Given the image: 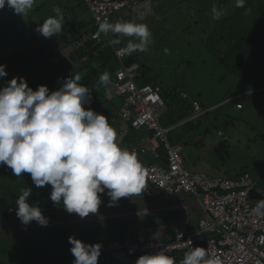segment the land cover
I'll list each match as a JSON object with an SVG mask.
<instances>
[{
	"label": "clouds",
	"instance_id": "1",
	"mask_svg": "<svg viewBox=\"0 0 264 264\" xmlns=\"http://www.w3.org/2000/svg\"><path fill=\"white\" fill-rule=\"evenodd\" d=\"M159 1V0H157ZM37 0H0V10L6 6L14 14L26 16ZM246 0H235V7H245ZM50 16L37 25L44 38L61 33L65 18L60 7H53ZM213 19H220L222 11L212 8ZM110 33L116 37L112 45L128 38L124 53L146 52L153 35L147 23L131 20L111 22L105 17L98 24L97 35ZM167 52V49H165ZM6 65L0 64V78L7 77ZM76 73L63 79L62 85L50 91L46 85L29 87L24 77H13L0 86V166L21 178L30 174L36 188L50 186V201L62 204L68 214L79 218L97 215L107 195L109 206L121 198L139 195L146 187L148 169L136 150L122 146L116 129L105 115L89 107L93 91L81 83ZM111 74L99 75L96 87H108ZM33 189L26 187L16 199V216L23 225L35 221L41 227L49 225L38 202H29ZM252 213L264 218V198L255 202ZM72 264H98L102 244H89L74 236L68 238ZM135 264H224L219 255L207 248L192 247L178 262L169 255V246L153 253L140 255Z\"/></svg>",
	"mask_w": 264,
	"mask_h": 264
},
{
	"label": "trees",
	"instance_id": "2",
	"mask_svg": "<svg viewBox=\"0 0 264 264\" xmlns=\"http://www.w3.org/2000/svg\"><path fill=\"white\" fill-rule=\"evenodd\" d=\"M208 1L209 0H187L191 10L194 9L195 13L204 12L205 10L202 8H206V3ZM228 1L230 0H218V6L223 8ZM67 3V7H60L62 11L66 10L65 13L63 12L65 26L62 33L65 31L70 34V36L66 39L62 38L64 41H62V50L60 52H54L51 55L57 56L66 50L68 52L66 55H64V53L62 55L63 57L59 58V62L57 61L58 63L55 62L54 68L59 74H64L66 77L80 73L82 75L81 83L88 86L93 91L92 103L89 107L109 118V122L116 129L121 123H113L112 119L115 116H111L110 113L111 110L116 111L117 109L112 107L110 100L103 94L105 86L97 88L96 84L99 75L108 71L111 74V84L108 88L113 94L112 76L115 69L119 66V61L114 56L112 45L108 42L90 40V35L96 28L91 18L90 21L79 18L78 8L87 11L82 0H67ZM162 4H159L158 8L165 10L167 5L166 3ZM192 5L194 7H192ZM213 6L216 5L207 6L206 12L211 13ZM42 8L43 4H39L35 11H33V14L42 12ZM171 8L172 7L168 5V10L173 11L172 15L179 20L180 27H182L181 31L186 33L189 27V22H185L186 15L177 13L176 7ZM0 22L3 23L7 29L5 32L4 30H0V35L2 33L4 34V36L0 38V41H3L9 33L14 32L11 27H16V24L13 22L12 17H6L1 13ZM42 23L43 20L40 24ZM71 23L73 24L71 25ZM17 28L21 29V32L13 37V43L18 48L14 49L8 57L3 60L6 61L4 62L5 65L8 62L9 64H14L17 68H24L33 61L35 57L42 54L46 55L47 53L45 52L51 47L45 45L37 49L36 47L30 46L29 41H26L29 45L24 43V38L30 34V27L29 25L24 27L19 24ZM37 33H34V40L42 38V36ZM202 35V40L196 45V52H191L194 47L191 41L175 33H173L172 38H170L171 36H169L168 32L163 28V52L165 57L168 54L167 58L170 61L186 65L185 70L183 69L180 74H176L175 72H163V85L157 76L149 75L151 71L150 67L141 59V53L134 52L131 55L126 54L122 62L125 66L138 64L139 77H137L136 81L139 85L149 84L160 87L161 96L165 104L162 111L166 112H164V114L162 113L160 118V125L163 127L167 128L176 125L179 121H183L190 117L193 111V103H197L202 110H207L212 106V108H214L207 110V112L198 118L211 115L212 121L218 122L219 117L222 116L224 120H229L228 123L233 125L236 120L245 123L243 119L246 115H249L257 119L259 125L262 126L264 130V4L260 1L251 3L250 0H247L245 7L236 8L234 11L230 10L229 13H225L221 16L220 19H215V21L209 25V28L206 29V32L202 31ZM120 39L122 40L121 44L114 45L113 47H125L124 38L121 37ZM53 40L55 41L56 39L54 38ZM57 44H59V40L54 46ZM183 47L184 49L182 50ZM165 49H167V51L168 49H170V51H172L171 49L178 50V54L165 52ZM186 49H190L189 53L192 54L194 58L190 55L187 58L183 56ZM59 64L63 67H60ZM78 64L79 68H76L75 71L70 74L74 66ZM176 71L178 72L179 70ZM2 79L3 78H0V80ZM183 95H185V97ZM217 96L220 98L218 101L211 105H207L208 100L213 98L217 99ZM236 104H240L241 108L236 109ZM237 111H239V114L234 116L233 113ZM191 121L192 120L187 121L175 128L177 133L173 135L172 138H168L171 145H179V141L184 140L183 147L192 146L196 148L203 146L200 136L205 137L208 129L207 127L200 129V123H192ZM247 122L248 130L252 131L253 134L250 145L253 146L257 141L261 143L264 142L261 133L257 131L256 127L250 121ZM215 128L217 127L215 126ZM118 129L123 130L122 128ZM123 131L125 136L122 138L118 137L120 144L132 142L137 136L139 139L145 136V134L135 132L128 127ZM221 133L223 136H220ZM216 134L219 138L227 142L223 130L218 129ZM198 137L199 140L196 141ZM226 148H228V146ZM226 148L221 155L219 154V156H217V159L220 160V164L214 168L221 175L213 177L234 179L240 174L248 173V168H251L257 176L253 178L252 175L248 174L255 180L256 186L262 190V198H264V164L254 163L250 167L243 165L238 172L236 168H234V174L228 175L231 167H228L226 164L230 162L231 159L228 154L229 151ZM182 159L184 163V158ZM225 165L227 168H225ZM193 172L205 173L203 171ZM26 187L25 185L24 188ZM3 193V196L0 197V216H11L10 211L13 210L15 212V201L19 193L13 192L9 195L5 192ZM35 195L30 198V203L38 202L39 207L43 210V214L52 210L51 206L53 203L49 198L48 200H44V198L40 199ZM102 253H104V251H102ZM109 253L110 254L106 257L109 256L112 262L120 258L126 263L135 262L141 255L132 249H110ZM71 256L72 255L69 254L38 256L23 261L16 260L11 264H72L74 258ZM106 257L101 255L99 259L102 261L105 260Z\"/></svg>",
	"mask_w": 264,
	"mask_h": 264
},
{
	"label": "rangeland",
	"instance_id": "3",
	"mask_svg": "<svg viewBox=\"0 0 264 264\" xmlns=\"http://www.w3.org/2000/svg\"><path fill=\"white\" fill-rule=\"evenodd\" d=\"M256 1H260L264 4V0H250L251 3H255ZM162 3H166L167 5L165 10L158 8L159 4ZM39 4H43V11L33 14V11H35ZM67 5V0H37L36 6H34L28 15L23 17L14 14L12 10L7 8V6L0 10V13L6 17H12L13 22L16 24H14L16 27H11L14 32L9 33L3 40L5 41V44H1L3 41H0V57L2 56V58H0V64L5 65L4 62L6 61L3 60V56H5V58L8 57L14 49L18 48L13 43V37L21 32V29L17 28V25L19 24L24 27L29 25L30 27V34L24 38V43L28 45L30 43V46L36 47L37 49H40L45 45L51 47L45 52L47 53L46 55L42 54L35 57L33 61L27 64L24 68H17L14 64H9L7 62V68L5 70L8 75L0 80V86H3L6 81L11 80L13 77H24L27 80L29 87L33 90H36L39 85H46L49 87L50 91H54L62 85L63 79L67 77L64 74H59L54 67L55 62H57L59 58L63 57L62 55L64 53V55H66L68 51L66 50L57 56L51 54L62 50V41L63 39L69 37L70 34L64 31L51 39L42 37L37 40H34L33 36L35 35L34 33H37V25H39L42 20H45L50 16H55L53 7H67ZM168 5L172 8L176 7L175 9L177 13L186 15L185 22H189L188 31L186 33L181 31L182 27H180V23L178 22L179 20H177V17L172 15L173 11L168 10ZM209 5H216V7L222 11V16L225 13H229L230 10L234 11L237 8L235 7V0L226 2L223 8L218 6V0H209L206 3V8H208L207 6ZM192 7L194 6L192 5ZM206 8H202L205 10L204 12L195 13L194 9L191 10L187 0H159L156 4H153L152 9L144 15V18L141 19L138 17L134 20L139 23H147L152 32L153 40L149 45L148 50L146 52L138 53H141V59L150 67L151 71L149 75L157 76L162 85L163 72H175L176 74H180L186 67L183 63L178 64L177 62L170 61L167 58L168 54L165 57L163 52V28L168 32L169 36H171L170 38H172V34L175 33L176 35L179 34L184 39L191 41L194 46L191 52H196V45L203 37L202 31L206 32L209 25L215 21V19H213L212 12H206ZM77 10L79 12V18L86 20L87 17H89L88 12L84 9L78 8ZM65 11L66 10L63 12L65 13ZM0 30H4V32L7 31L5 25L1 22ZM3 36L4 34L2 33L0 38ZM54 38L56 39L55 41L53 40ZM112 38L115 37L110 33L109 39ZM127 39L128 38H124V46L127 43ZM58 40L59 44L54 46L58 43ZM26 41H29V43ZM183 49L184 47L182 50ZM171 50L172 51L168 49L167 52L178 54V50ZM189 50L190 49H186L187 52L184 51L183 56L187 58L190 55L194 58V56L189 53ZM59 66L61 67L62 65L59 64ZM76 68H79V64L74 66L70 74H72ZM176 70L179 71L177 72ZM103 94L110 100L112 107L118 109L121 104V100L116 98L108 87H105ZM219 99L220 98L217 96V99L213 98L208 100L207 105H211ZM212 107L207 110L214 109ZM164 112L165 111H162L161 115L162 113L164 114ZM238 112L239 111L233 113V115L236 116L239 114ZM110 114L111 116H116V111L111 110ZM219 120L218 122H213L211 115H208L191 121L192 123H200V129L207 127L208 131L205 137L200 136L202 138L203 146L196 148L192 146L183 147L184 140L179 141V145L181 146L180 155L184 158V166L187 170L203 171L212 176H220L221 174L214 168L220 164V160L217 159V156H219V154L221 155L227 146L228 148L226 149H228V154L232 161V165L231 161L226 164L228 167H231L228 175L234 174V168H236L238 172L243 165L250 167L254 163L264 164V142L261 143L257 141V143L253 146L250 145V140L253 139V134L252 131L248 130L247 126V121H250L256 127L257 131L261 133L262 139H264V130L262 126L259 125L257 119L246 115L243 119L245 123L236 120L233 125L228 123L229 120H224L222 116L219 117ZM215 126L217 128H215ZM120 128L125 130L126 126L121 123ZM218 129L223 130L224 137H226L227 142L218 137L216 134ZM176 133L177 130L172 129L168 134V138H172ZM220 136H223L222 133ZM198 140L199 137L196 141ZM226 165L225 168H227ZM247 172L252 175L253 178L257 176L251 168H248ZM25 185L33 189L32 196L36 194L40 199L44 198V200H48L51 191L50 186L36 188L31 181L30 174L24 173L21 178H17L12 175L11 170L6 166H0V197L3 196V192L8 195L13 192L20 194ZM102 200L103 203L99 208L98 214L91 215L83 219L79 218L75 214H68L62 208L61 204L55 205V208H52L49 212L44 213V215L50 220L47 227H41L35 221L31 222L29 225H23L17 218L16 213L11 216H0V264H11L16 260L23 261L33 259L38 256H53L59 254L71 255L69 251L71 245L68 243V238L70 236H74L77 239L89 244L101 243L102 251H104L102 255L106 257L110 254L109 250L112 247L115 249L114 247L116 245L123 246V249H132V246L140 243V236L143 231L147 232L148 230H154L161 231L163 234L172 235L174 230L172 226L186 221V214L182 210L150 213L140 217L123 216L130 211H138L144 208H154L159 205H176L184 203L190 206L188 211L190 226H187V228H195L197 223L198 211L195 206L196 201L192 196L186 193L174 195L163 194L162 196L155 198H145L141 193L130 198H121L114 206H109V198L106 194L102 196ZM162 240L165 239L163 238ZM123 263L126 262L122 261L120 258H117L114 262H112L109 256L106 257L105 260H98V264Z\"/></svg>",
	"mask_w": 264,
	"mask_h": 264
},
{
	"label": "built area",
	"instance_id": "4",
	"mask_svg": "<svg viewBox=\"0 0 264 264\" xmlns=\"http://www.w3.org/2000/svg\"><path fill=\"white\" fill-rule=\"evenodd\" d=\"M82 2L96 28L91 33L90 40L109 43V35L103 33L97 35L99 22L105 17L111 22L134 21L138 17L142 19L157 0H82ZM113 46V53L119 61V66L113 72L112 91L113 95L121 100V104L112 122H120L135 132L145 134L138 142L122 143V146L136 150L148 169L143 197L155 198L163 194L186 193L195 199V205L198 207L194 229L187 228L190 206L183 203L124 214L123 216L140 217L150 213L182 210L187 216V221L172 226L173 235H161L152 230L143 231L140 243L132 246V250L143 255L168 245L169 255L175 257L178 262L186 251L199 246L207 248L212 255H219L224 264H264V218L256 217L252 213L255 202L262 199L263 192L256 186L255 180L248 173L229 179L189 171L185 168L180 155L181 146L171 145L168 141V134L172 129L198 118L207 110H202L197 103H193L190 117L167 128L161 126V112L165 104L160 87L139 85L136 81L139 77L138 64L125 66L122 61L126 53L121 51L124 47ZM235 108L240 109L241 105L236 104ZM117 133L119 138L125 136L123 130H118ZM55 207L53 204L52 208ZM14 213L13 210L10 211L11 215ZM163 238L165 240H162ZM122 247L116 245L114 248L121 250Z\"/></svg>",
	"mask_w": 264,
	"mask_h": 264
},
{
	"label": "crops",
	"instance_id": "5",
	"mask_svg": "<svg viewBox=\"0 0 264 264\" xmlns=\"http://www.w3.org/2000/svg\"><path fill=\"white\" fill-rule=\"evenodd\" d=\"M89 14V13H88ZM86 20H89L90 21V15H89V17H87V19ZM2 43H4L5 44V41H3V42H1V44ZM12 49H13V47H12ZM4 57V59H5V56H3ZM0 58H2V56L0 57ZM2 60V59H1ZM118 128H120V126H117V128H116V131H117V129ZM119 130V129H118ZM124 130V129H123ZM119 139V138H118ZM139 141V137L137 136L136 138H135V140L134 141H132V142H129V143H134V142H138ZM119 142H120V140H119ZM122 145V144H121ZM179 204H182V203H179ZM184 204V203H183ZM161 206H163V205H159V206H156V207H161ZM196 206V205H195ZM197 207V206H196ZM153 208V207H152ZM144 209H146V208H144ZM197 211H198V207H197ZM197 218H198V213H197ZM188 220H189V215H188ZM186 221H187V216H186ZM188 226H190V220H189V225ZM195 228H196V225H195ZM189 229H194V228H189ZM152 232H154V233H158V234H163V232H161V231H154V230H152ZM173 232H174V230H173ZM168 235H171V234H168ZM173 235V234H172ZM137 245V244H136Z\"/></svg>",
	"mask_w": 264,
	"mask_h": 264
}]
</instances>
